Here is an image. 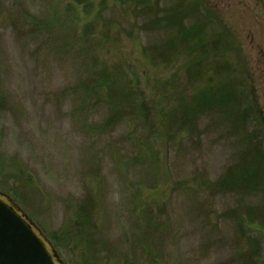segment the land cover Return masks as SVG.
Listing matches in <instances>:
<instances>
[{"label": "rangeland", "instance_id": "1", "mask_svg": "<svg viewBox=\"0 0 264 264\" xmlns=\"http://www.w3.org/2000/svg\"><path fill=\"white\" fill-rule=\"evenodd\" d=\"M182 4L206 16L207 38L231 43L224 61L246 113L238 129L216 113L195 117L193 129L171 126L177 95L192 96L202 82L188 81L186 56L150 62L173 35L150 21ZM186 17L185 25L197 23ZM116 68L129 73L118 81L133 79L139 91L142 123L123 116L106 127L116 105L98 77ZM250 86L258 111L248 108ZM258 117L264 0H0V192L63 264H237L249 246L264 261V187L235 195L203 186L248 147L264 158ZM142 136L153 143L151 162L137 148ZM239 205L248 212L242 229L229 217ZM84 206L88 236L78 232ZM256 209L262 218L251 216Z\"/></svg>", "mask_w": 264, "mask_h": 264}, {"label": "trees", "instance_id": "2", "mask_svg": "<svg viewBox=\"0 0 264 264\" xmlns=\"http://www.w3.org/2000/svg\"><path fill=\"white\" fill-rule=\"evenodd\" d=\"M194 15L190 6L185 7L182 4L172 7L161 18L158 17L150 21L152 28L173 34L169 40L154 48L155 54L149 57L150 62L171 65L178 61L181 55L183 58L186 56L187 60L182 69H185L188 81L190 84L202 82V86L192 96L183 98L180 94L177 95L171 126L175 131L185 130V128L193 129L195 117L205 113H216L227 116V120L232 123L233 128L237 127L238 129L240 122L242 123L239 116L243 114L245 121L246 113H243L239 103L241 100L239 91L242 88L240 89L236 78L230 74L232 66H228V63L224 61L223 55L231 43L226 39L227 42H224L221 37L207 38L205 29L201 26L206 23V16L195 17ZM186 16L188 18L195 17L197 23L193 26L185 25ZM26 18L33 27L43 25V22H37L34 17ZM120 73L125 77L129 75L128 72H123L122 68H116L111 73L103 71L98 77L99 87L106 88L108 101L116 105L114 114L112 113L106 121V127L116 125L123 116H132L134 124L144 121L139 91L136 89L133 79H128L130 87L126 83L124 85L122 81H118L116 75ZM248 89L251 90L246 96L248 108L252 112L253 109L258 111V97L255 94V89L253 86ZM240 111L242 112L240 113ZM259 118H262L264 123V118ZM152 132H154L153 129ZM152 145L149 137L142 136L138 140L137 148L143 150L142 153L146 155L148 162L156 158ZM253 152L248 147L242 158L235 165L230 166L214 183L203 182L205 189L211 190L210 192L213 194L232 193L235 195H244L255 189H262L264 187V158L262 155L255 156ZM245 209L239 205L229 215L234 226L238 229L244 227L243 215L244 213L248 214L247 211L244 212ZM78 214V232L81 235L86 233L88 236L92 228L89 224L87 207H81ZM251 216L262 218L258 209ZM237 264H264V261H258L254 255V246H249L244 257H240Z\"/></svg>", "mask_w": 264, "mask_h": 264}, {"label": "water", "instance_id": "3", "mask_svg": "<svg viewBox=\"0 0 264 264\" xmlns=\"http://www.w3.org/2000/svg\"><path fill=\"white\" fill-rule=\"evenodd\" d=\"M0 264H63L36 225L1 192Z\"/></svg>", "mask_w": 264, "mask_h": 264}]
</instances>
